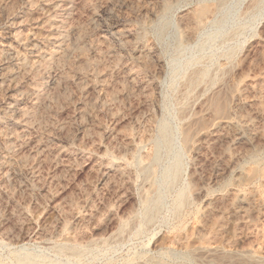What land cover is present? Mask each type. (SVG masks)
Here are the masks:
<instances>
[{
    "label": "rangeland",
    "instance_id": "374dc122",
    "mask_svg": "<svg viewBox=\"0 0 264 264\" xmlns=\"http://www.w3.org/2000/svg\"><path fill=\"white\" fill-rule=\"evenodd\" d=\"M0 264H264V0H0Z\"/></svg>",
    "mask_w": 264,
    "mask_h": 264
},
{
    "label": "bare ground",
    "instance_id": "6f19581e",
    "mask_svg": "<svg viewBox=\"0 0 264 264\" xmlns=\"http://www.w3.org/2000/svg\"><path fill=\"white\" fill-rule=\"evenodd\" d=\"M205 12H206V8H202L201 10H199L198 15H199V16H202L203 14H205ZM215 104L217 105V109H220V110H221V109L224 108V107L222 108L223 105H220V106H219V105H218V102H215ZM220 104H221V103H220ZM219 112H220V111H219ZM185 137H186L185 139H186L187 141L190 140V137H191L190 133L187 132Z\"/></svg>",
    "mask_w": 264,
    "mask_h": 264
}]
</instances>
